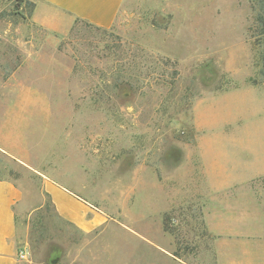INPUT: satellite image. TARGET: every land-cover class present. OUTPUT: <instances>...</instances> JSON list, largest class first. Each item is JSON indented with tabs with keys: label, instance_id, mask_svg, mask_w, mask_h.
I'll list each match as a JSON object with an SVG mask.
<instances>
[{
	"label": "rangeland",
	"instance_id": "obj_1",
	"mask_svg": "<svg viewBox=\"0 0 264 264\" xmlns=\"http://www.w3.org/2000/svg\"><path fill=\"white\" fill-rule=\"evenodd\" d=\"M253 2L124 0L105 31L61 36L30 20L34 0H0V179L23 193L20 264H264V178L203 180L202 147L220 172L237 143L238 90L264 84ZM45 180L108 222L64 220Z\"/></svg>",
	"mask_w": 264,
	"mask_h": 264
},
{
	"label": "crops",
	"instance_id": "obj_2",
	"mask_svg": "<svg viewBox=\"0 0 264 264\" xmlns=\"http://www.w3.org/2000/svg\"><path fill=\"white\" fill-rule=\"evenodd\" d=\"M123 2L124 0H34L30 20L61 36L68 34L77 20L107 29L115 23ZM238 92L241 93L238 98L237 92L233 96L237 98L240 122L237 143L231 135L232 140L222 147L224 157H228V160L214 164L216 170L223 171H211V159L208 156L216 153L209 151V145L202 147L206 168L203 180L209 182L207 186L214 192L228 190L235 184L245 186L251 181L264 178V84L248 86ZM229 101L230 99L228 103ZM231 104H225L224 109L233 108L234 104ZM6 150L21 163L33 167V163H25L15 153H10L15 152V146L13 151ZM45 189L51 196L57 213L81 231L91 233L108 222L103 211L72 193L67 187L45 180ZM22 202L23 193L17 183L10 179H0V264H20L16 233Z\"/></svg>",
	"mask_w": 264,
	"mask_h": 264
},
{
	"label": "trees",
	"instance_id": "obj_3",
	"mask_svg": "<svg viewBox=\"0 0 264 264\" xmlns=\"http://www.w3.org/2000/svg\"><path fill=\"white\" fill-rule=\"evenodd\" d=\"M31 10H30V14L32 12V9H34L35 4L32 3L31 4ZM252 12L254 14V21L256 23V31L258 36L261 38V40L264 41V0H254L253 4H252ZM82 22L90 27L96 28V29H100V30H106L105 28H100L97 26H94L86 21L83 20H77L76 22ZM263 59H264V55H263Z\"/></svg>",
	"mask_w": 264,
	"mask_h": 264
},
{
	"label": "built area",
	"instance_id": "obj_4",
	"mask_svg": "<svg viewBox=\"0 0 264 264\" xmlns=\"http://www.w3.org/2000/svg\"><path fill=\"white\" fill-rule=\"evenodd\" d=\"M17 256L20 260H26L27 259V256H26L24 251L19 252Z\"/></svg>",
	"mask_w": 264,
	"mask_h": 264
}]
</instances>
